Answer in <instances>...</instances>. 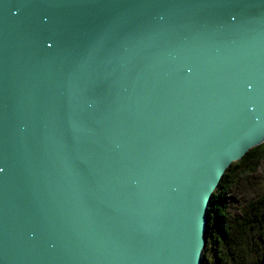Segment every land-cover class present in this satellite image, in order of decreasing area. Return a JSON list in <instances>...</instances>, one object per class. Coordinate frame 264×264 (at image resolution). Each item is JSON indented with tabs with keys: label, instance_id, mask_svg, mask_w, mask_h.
Wrapping results in <instances>:
<instances>
[{
	"label": "water",
	"instance_id": "obj_1",
	"mask_svg": "<svg viewBox=\"0 0 264 264\" xmlns=\"http://www.w3.org/2000/svg\"><path fill=\"white\" fill-rule=\"evenodd\" d=\"M263 142L264 0H0V264H203Z\"/></svg>",
	"mask_w": 264,
	"mask_h": 264
},
{
	"label": "rangeland",
	"instance_id": "obj_2",
	"mask_svg": "<svg viewBox=\"0 0 264 264\" xmlns=\"http://www.w3.org/2000/svg\"><path fill=\"white\" fill-rule=\"evenodd\" d=\"M256 165L255 174L249 176L239 173L235 176L238 182L230 187L226 196L228 214L233 216V221H237V224L233 223L238 227L235 235L231 239H210L209 226L207 228L206 247L202 253V258L209 257L205 261L207 264H237L241 261L261 264L260 256L264 255V217H261L264 215V207L261 206V202H264V158L257 160ZM217 232L215 229V234ZM258 233L261 241L257 237ZM205 262L202 261L203 264Z\"/></svg>",
	"mask_w": 264,
	"mask_h": 264
},
{
	"label": "trees",
	"instance_id": "obj_3",
	"mask_svg": "<svg viewBox=\"0 0 264 264\" xmlns=\"http://www.w3.org/2000/svg\"><path fill=\"white\" fill-rule=\"evenodd\" d=\"M264 158V143L253 147L248 151V153L243 156L239 161L234 162L231 166L226 170L225 175L220 181L217 189L213 193V197L209 207V233L208 236L214 239L215 237H221L223 239H231L232 236L235 235V231L237 230V226L233 225L237 224V221H233V216L228 214L227 211V193L231 186L235 185L238 182V178L235 177L237 174L242 173V175H253L256 171V162L257 160H262ZM264 202H261V206L263 207ZM240 214V213H238ZM243 220V216H242ZM232 227V232H231ZM215 229L218 230L217 234H215ZM231 233V234H229ZM217 247V246H216ZM218 248V247H217ZM264 257V255H263ZM260 256V260L263 259ZM209 257L206 256L203 258V262L208 261ZM257 259V257H256ZM207 264V262H205ZM209 264V263H208ZM237 264H250L245 261H241Z\"/></svg>",
	"mask_w": 264,
	"mask_h": 264
},
{
	"label": "flooded vegetation",
	"instance_id": "obj_4",
	"mask_svg": "<svg viewBox=\"0 0 264 264\" xmlns=\"http://www.w3.org/2000/svg\"><path fill=\"white\" fill-rule=\"evenodd\" d=\"M263 207H264V205H263ZM261 217H264V215H261ZM238 228V227H237ZM256 229V228H255ZM257 237L259 238V240L261 241V237L259 236V233H258V235H257ZM252 240H253V246L255 245V241H254V238H252ZM264 242V241H263ZM218 248H219V246H217Z\"/></svg>",
	"mask_w": 264,
	"mask_h": 264
},
{
	"label": "bare ground",
	"instance_id": "obj_5",
	"mask_svg": "<svg viewBox=\"0 0 264 264\" xmlns=\"http://www.w3.org/2000/svg\"><path fill=\"white\" fill-rule=\"evenodd\" d=\"M264 143V142H263ZM250 151V150H249ZM248 153V152H247ZM241 159V158H240ZM213 197V196H212ZM209 206V205H208ZM208 208V207H207ZM207 211H208V209H207ZM211 239V238H210ZM208 243V242H207ZM211 243V242H210ZM202 261H203V258H202Z\"/></svg>",
	"mask_w": 264,
	"mask_h": 264
}]
</instances>
